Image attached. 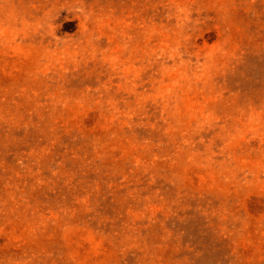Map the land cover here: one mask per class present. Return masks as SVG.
<instances>
[{
    "label": "rangeland",
    "instance_id": "obj_1",
    "mask_svg": "<svg viewBox=\"0 0 264 264\" xmlns=\"http://www.w3.org/2000/svg\"><path fill=\"white\" fill-rule=\"evenodd\" d=\"M0 264H264V0H0Z\"/></svg>",
    "mask_w": 264,
    "mask_h": 264
}]
</instances>
